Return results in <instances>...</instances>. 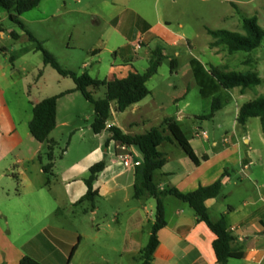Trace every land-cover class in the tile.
<instances>
[{
	"label": "crops",
	"instance_id": "obj_1",
	"mask_svg": "<svg viewBox=\"0 0 264 264\" xmlns=\"http://www.w3.org/2000/svg\"><path fill=\"white\" fill-rule=\"evenodd\" d=\"M133 2L78 0L80 8L71 10L87 13L99 4L116 10L119 3L128 10ZM63 8L67 9V4L64 3ZM127 20L114 16L106 22L105 45L114 34L127 42L128 37L121 30ZM178 27L183 29L182 24ZM137 38L139 44L136 49H146L148 66L157 47L163 49L166 57L169 56L162 43L175 49L188 48L190 52L193 48L186 33L173 30L169 23L158 17L150 22L144 21ZM127 46L122 45L120 50L127 49ZM92 53L97 55L99 51ZM179 55L175 52V56ZM114 56L107 75L95 79L113 81L141 73L135 67L142 58L140 55L133 58L127 54L121 63H118L117 52ZM75 88V83L68 85L54 96ZM171 88L176 87L171 84L165 86V95L178 102L179 97L173 95ZM30 94L28 91V107L18 109V118L7 102L0 99V264H20L24 257L40 264H60L62 260L69 259L73 248L76 249L71 261L79 257L84 264H134L135 261L141 264V251L147 246L156 221V200L151 197L139 200L134 196L135 168L143 162L142 153L137 147L129 146L132 165L125 167L117 155L121 153L117 148L118 141L111 140L108 131L101 134L93 132L94 105L91 104V114L74 109L78 94H81L74 92L58 100L57 126L49 139L57 144V148L64 132L71 133L73 138L61 160H56L55 148L53 170L50 174L45 173L44 166L48 160L45 161L43 155L46 153L47 158L48 144L38 142L29 125L34 105L49 97L33 101ZM143 101L128 110L136 116L145 114L147 105H143ZM118 113L116 103H112L111 116L116 124L108 122V127L114 125L126 134L138 135L135 133L139 125L137 119L120 125ZM93 116L87 128L74 124V120L90 122ZM184 117L185 114L178 111L177 122ZM138 118L141 120L143 117ZM75 138L84 152L79 157L74 156L77 148L73 144ZM241 139L249 146L248 150L241 147ZM251 140L249 132L242 137L238 132H226L221 140L224 145L220 147L216 137L210 142L208 134L207 138L195 135L188 141L199 159L206 158L199 165H195L177 144L165 142L159 148L167 159L165 166L155 174V184L161 192L176 189L187 194L201 186L212 185L226 172L220 195L207 200L206 207L212 220L226 218L233 238L231 248L242 254L241 259H231L229 264H264V156L250 147ZM103 161L106 167L94 183L97 196L92 200L85 199L90 168ZM228 165L240 169L238 179L234 180L225 171ZM230 185L232 188L228 189ZM163 202L167 225L159 232V245L152 263L217 264L213 249L215 235L199 221L195 211L171 195L163 196Z\"/></svg>",
	"mask_w": 264,
	"mask_h": 264
},
{
	"label": "rangeland",
	"instance_id": "obj_2",
	"mask_svg": "<svg viewBox=\"0 0 264 264\" xmlns=\"http://www.w3.org/2000/svg\"><path fill=\"white\" fill-rule=\"evenodd\" d=\"M64 3L67 4V9L63 8ZM118 5L116 10H113L99 4L87 13H82L71 10L80 8L78 0H42L39 7L20 17L26 31L10 19L8 11L0 8V99L4 103L7 102L17 118L18 109L24 110L28 107V91H31L30 99L36 101L43 97H52L61 89L74 84L72 79H63L52 66L45 64L44 55L38 50V42L32 41L27 32L41 42L45 50L58 58L64 68L79 74L88 71L94 78L102 79L114 62V52L118 54V63H121V59L127 54L133 58L140 55L142 58L135 64L136 69L141 73L147 69L146 49H136L139 44L137 36L144 21L150 22L158 17L169 23L173 30L186 33L193 44L192 51L188 48H170L162 43L169 56L164 59L158 74L148 82V88L153 95L142 103L147 105V111L139 116L132 114L130 110L123 114L118 113V123L123 125L124 121L136 118L139 125L135 133L145 134L153 128H161L168 134L164 126L165 119L173 117L176 120L178 111H181L185 117L178 124L188 139H192L201 129L207 132L210 142L216 137L220 141L219 146L223 147L221 140L226 132H238L241 137L249 132L252 139L250 147L264 156V135L260 119H249L246 127L236 121L238 109L242 105L264 96V40L261 47L252 52L229 54L222 47H217L211 49L212 53V37L208 33V29H211L245 34L246 18H255L258 26L264 31V0H134L133 6L128 10H124L121 3ZM114 16L128 18L126 25L121 28L128 40L126 42L122 36L114 34L108 45H105L103 34L108 27L106 22ZM178 24L183 25L182 30ZM13 33H17L19 38L14 39ZM124 44L128 46L122 51L120 47ZM94 50L99 53L93 55ZM175 52L180 55L175 56ZM192 58L205 65H214L241 74L257 72L262 84L251 87L244 93L240 88L232 89V102L216 114L214 119L201 121L198 117L208 107L191 72L189 62ZM173 59L174 65L171 63ZM168 84L176 87L171 88V92L179 97L178 102L165 95V86ZM92 92L95 99H102L106 94L105 88ZM77 100L74 109L91 114L93 107L82 94H78ZM138 117L143 118L140 120ZM93 119L94 116L90 122L74 120V124L87 128ZM109 123L116 124L113 116ZM72 138L71 133L65 132L64 136L60 137V143L55 150L57 161L64 157V151ZM77 141L75 138L73 143L77 146L75 157L84 153L82 148L78 147ZM240 145L243 149H249L242 139ZM43 157L46 161V153ZM239 170L233 165H228L225 169L234 180L238 179ZM231 188L230 185L228 189ZM248 190L250 191V188ZM3 229L7 231L6 227ZM60 264L84 263L81 258L76 257L70 263L68 259H64ZM134 264L139 262L135 261Z\"/></svg>",
	"mask_w": 264,
	"mask_h": 264
},
{
	"label": "trees",
	"instance_id": "obj_3",
	"mask_svg": "<svg viewBox=\"0 0 264 264\" xmlns=\"http://www.w3.org/2000/svg\"><path fill=\"white\" fill-rule=\"evenodd\" d=\"M42 0H0V8L10 14V19L26 31L25 24L20 17L25 13L39 7ZM245 34L225 30L208 29L212 37L210 48L222 47L227 53L235 54L238 52H252L261 47L264 40V31L258 26L255 18L244 20ZM30 39L38 42V50L44 55L46 65L52 66L60 76L70 78L74 81L76 88L64 92L57 96H52L34 105L33 119L29 129L32 136L40 143H47V160L44 171L50 174L54 167V150L56 143L49 138L57 126V105L58 100L68 94L80 92L83 97L94 105L95 119L92 129L95 134L108 131L111 140L120 141L130 147H137L143 155V162L135 168L134 196L136 199L151 197L156 200V221L151 229V236L147 246L141 251V264H153V256L159 245V232L166 227L165 206L163 196L171 195L188 204L193 209L200 222H203L215 235L213 249L215 251L217 264H229L231 259H241L242 254L235 252L231 248L233 238L229 232L226 218L212 220L206 201L217 198L223 187V180L226 172L221 179L209 186H201L197 190L183 194L176 189L159 191L155 184V174L161 170L166 162V156L159 148L165 142L177 144L189 159L199 165L206 158L199 159L190 145L186 135L174 118H167L164 126L168 134L161 128H153L145 134L129 135L117 126L108 127L109 119L112 115V103H116V110L119 113L127 111L132 106L142 102L151 95L148 82L159 72L166 56L161 47L155 48L149 60V66L144 73H132L124 79L113 81L98 80L93 78L88 72L79 74L76 71L64 68L58 59L44 49L41 42L27 32ZM13 38L18 39L19 35L13 33ZM172 65L175 60L171 61ZM191 70L196 84L200 88V95L208 107L202 115L198 117L201 121L212 120L216 114L227 107L233 100L231 90L240 88L242 93L245 90L262 84V79L257 72L241 74L236 71H228L214 65H205L200 60L194 58L190 61ZM101 87L106 88L105 97L95 99L94 91ZM251 118H259L262 132L264 135V96L258 97L242 105L239 109L237 122L245 127ZM106 167V163L100 162L90 168L89 177L86 179L88 193L85 199L92 200L97 196L94 190V183ZM76 248H73L68 259L71 262ZM20 264H40L30 257H24Z\"/></svg>",
	"mask_w": 264,
	"mask_h": 264
},
{
	"label": "built area",
	"instance_id": "obj_4",
	"mask_svg": "<svg viewBox=\"0 0 264 264\" xmlns=\"http://www.w3.org/2000/svg\"><path fill=\"white\" fill-rule=\"evenodd\" d=\"M197 137L207 138V132L200 129V131L196 134ZM118 158L124 163L125 167H130L132 165V157L128 153L129 146L120 141L117 142Z\"/></svg>",
	"mask_w": 264,
	"mask_h": 264
}]
</instances>
